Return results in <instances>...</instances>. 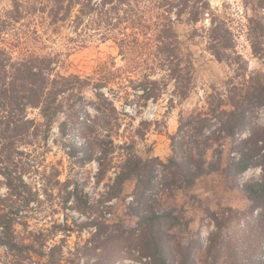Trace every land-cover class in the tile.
Wrapping results in <instances>:
<instances>
[{
	"label": "rangeland",
	"instance_id": "obj_1",
	"mask_svg": "<svg viewBox=\"0 0 264 264\" xmlns=\"http://www.w3.org/2000/svg\"><path fill=\"white\" fill-rule=\"evenodd\" d=\"M208 1L210 10L200 22L175 24L192 67L190 91L184 98L175 92L168 68L153 63L151 40L155 37L151 31L138 36L133 56H124L114 39L101 41L95 36L78 41L69 19L50 25L40 5L43 0H17L20 21L10 22L9 30L8 48L13 57L19 58L24 51L48 53L56 59L54 74L80 75L91 83L73 109L65 103L64 112L52 125L39 109L28 108L25 115L34 124L26 137L13 138L15 134L10 132V161L3 168L10 170L16 187L9 189L0 175V207L10 211L14 222L10 240L18 247L10 251L0 246V264H150L136 246L143 240L138 235L145 228L136 213L152 204L157 210L176 208L181 212V224L163 226L164 238L174 245L189 241L204 248L209 237L218 232V223L229 242L237 231L247 229V224H255L259 212L249 211L242 189L248 181L263 178L262 167L241 175L228 173L229 160L240 157L235 144L249 136V131L235 143L228 140L207 153L208 164L224 151L223 168L200 177L189 194L164 183L168 169L162 165L157 166L154 186L146 191L133 179L116 186L127 158H158L167 164L172 155L171 137L183 118L207 110L210 95L240 97L249 89L253 73H264V57L254 52L249 36L250 20L264 23V0ZM149 6L151 3L137 5L141 10ZM14 9V0H0L1 14H11ZM212 13L231 30V44L240 58L222 61L210 51ZM145 77L157 81L156 100L136 95L143 94L134 86ZM98 79L107 82L100 92L111 106L96 98ZM251 121L264 129V108H258ZM214 130L212 126L206 135ZM102 152H107L109 159L100 169ZM249 246V242L239 244L241 250ZM197 255L204 260L201 251ZM251 256L248 251L242 257H264V246L256 257ZM227 260L231 264L233 257Z\"/></svg>",
	"mask_w": 264,
	"mask_h": 264
},
{
	"label": "trees",
	"instance_id": "obj_2",
	"mask_svg": "<svg viewBox=\"0 0 264 264\" xmlns=\"http://www.w3.org/2000/svg\"><path fill=\"white\" fill-rule=\"evenodd\" d=\"M14 3L15 9L11 14L10 11L0 13V175L5 178V185L9 189L16 187L10 178V170L3 168V164L10 161V152L7 154L10 132L15 134L13 138L21 135L26 137L24 134L34 124L25 115L28 108L39 109L47 124L52 125L55 117L64 112L65 103H70L68 108L73 109L91 83L89 78L80 75L54 74L56 59L48 53L24 51L19 58L13 57L8 48L10 22L18 23L21 16L19 3L17 0ZM142 3H151V6L141 10L137 5ZM40 5L42 11L47 13L50 25L65 23L69 19L78 41L85 42L95 36L101 41L114 39L124 56H133L138 36L151 31L155 37L151 40L153 63L168 68V77L174 82L175 92L180 97L188 95L192 67L183 51L175 24L184 20L195 24L200 22L210 10L208 0H43ZM149 13L150 16H146ZM34 32L37 33L36 30ZM249 36L254 52L264 57V23L250 20ZM231 37V30L225 22L219 21L218 16L212 13L208 32L209 49L219 60L240 58L233 50ZM98 81L96 98L107 102L108 99L100 92L107 82ZM249 84L246 93L238 98L222 99L218 95H210L207 110L183 118L177 134L171 137L172 155L167 164L158 158L146 161L138 156L127 158L116 177V186L120 188L133 179L138 188L142 186L145 189L143 191H146L154 186L157 166L162 165L168 169L169 176H166L164 183L170 189L189 194L200 177L223 168L224 151L217 153V159L208 164L207 153L218 150L228 140L235 143L238 136L246 131L250 132L249 136L238 139L235 144L240 157L238 160H229L228 173L241 175L256 166L262 167L264 171V129L253 126L251 121L256 110L264 108V73L254 72ZM156 85L157 81L145 77L139 85L134 86L144 91L142 95H136L146 101L151 98L156 100ZM107 104L111 106L109 102ZM212 126L216 130L206 135ZM108 156L107 152L101 153L100 169L106 165ZM100 171L102 174L103 169ZM242 192L249 202V211H258L259 218L255 224H247V229L237 231L229 242L221 232L222 224L217 222L218 232L209 237L204 248L201 243L189 241L169 244L164 238L166 233L163 226L168 223L174 228L176 224H181V212L176 208L157 210L152 204L146 211L136 213L140 224L145 226L138 235L143 240L136 246L142 249L150 264H227L229 256L233 257L231 264H250L257 259L258 264H264V257H256L264 246V176L260 180L248 181ZM10 224H14L10 211L4 212L0 207V228L3 229L0 246L15 251L18 245L10 240ZM246 242L250 246L241 250L239 244L244 245ZM199 251L204 256L203 261L198 259ZM248 251L252 252L251 257L257 259L245 260L242 256Z\"/></svg>",
	"mask_w": 264,
	"mask_h": 264
}]
</instances>
